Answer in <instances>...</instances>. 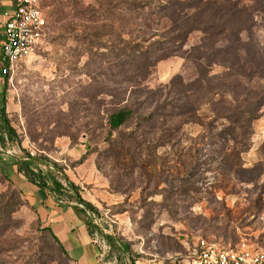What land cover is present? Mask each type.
<instances>
[{
  "label": "rangeland",
  "instance_id": "374dc122",
  "mask_svg": "<svg viewBox=\"0 0 264 264\" xmlns=\"http://www.w3.org/2000/svg\"><path fill=\"white\" fill-rule=\"evenodd\" d=\"M133 1L143 7L116 17L126 5L114 0H40L43 47L0 74L20 143L47 155L60 137L85 138L130 217L117 264L184 254L199 237L264 247V0H205L190 13L196 0ZM199 20L204 31L174 39ZM122 106L132 113L110 131L107 114ZM8 188L0 172V197ZM43 228L25 202L0 218V264H71Z\"/></svg>",
  "mask_w": 264,
  "mask_h": 264
},
{
  "label": "crops",
  "instance_id": "0c3cea01",
  "mask_svg": "<svg viewBox=\"0 0 264 264\" xmlns=\"http://www.w3.org/2000/svg\"><path fill=\"white\" fill-rule=\"evenodd\" d=\"M13 8V0H0V42L2 27ZM47 28L48 25L45 28L46 35ZM45 40L44 36L40 48L43 47ZM27 60L29 59L24 62ZM0 74L2 75L1 71ZM0 95L3 96L2 92ZM20 144L23 148L28 146V142ZM47 156L57 163L60 161L67 163L68 167L65 168L63 173L69 181L79 188L81 198L96 208L95 213L98 216H102L104 212H107L108 215L114 218L115 223L112 224L111 230L103 232L112 237L122 254L127 257L128 244L125 241V233L129 229L130 217L128 211L121 207L124 198L113 191L107 180L98 172L93 155L87 154L85 138L82 136L72 141L70 137H60L54 143V150L48 152ZM0 158L12 186L20 190L25 206L33 212L41 227L50 228L70 257L71 264L118 263L114 246L105 239L103 234L96 231L89 234L86 225L89 217L85 211H81L76 207L74 200H70L65 196L58 197L54 192L42 190L28 182L21 173L17 172L15 156L6 155ZM80 159L81 161H79ZM60 180L65 184L63 179ZM48 183H51V179H48ZM100 218L102 222H105L106 219ZM196 240L192 241L184 254L174 252L158 260L151 259L148 264H187L188 252L194 246ZM139 260L137 258V262Z\"/></svg>",
  "mask_w": 264,
  "mask_h": 264
},
{
  "label": "trees",
  "instance_id": "16d2710c",
  "mask_svg": "<svg viewBox=\"0 0 264 264\" xmlns=\"http://www.w3.org/2000/svg\"><path fill=\"white\" fill-rule=\"evenodd\" d=\"M204 1L205 0H196L193 4L188 5L187 8L189 10V13H190V11H196L198 9H201L203 5L205 6ZM211 1H212V4L214 2L215 3L219 2V0H211ZM122 4L126 5L123 8L124 11L122 10L120 13L117 14L116 17H120L123 15V13L127 14L128 12L141 9L143 7V6H141V4H137L133 0H130L127 2L125 0H114V4L111 5L110 7H118L119 5H122ZM158 9L160 11H164V10L168 9L165 12L166 17H168L172 21H173V19L176 21L175 17H177V13L175 11L171 10L170 5L158 4ZM226 11H227L226 14L228 15V17L232 16L234 13L232 11V9H227ZM194 15L195 14L193 12L190 15L184 14V17L188 18V16L192 17ZM215 19H217V18H215ZM217 21H218L217 26L222 27L221 21H224V19L220 18V20L217 19ZM196 23H198V24H196L195 26H193L191 28H189V27L185 28V27H183V25L181 27L176 26L175 30L177 29L180 32L178 33L177 36L174 37V39L179 40V41H181V40L186 41L187 40V38H186L187 34L191 33L192 31H195V30L204 31V27H205L204 21L199 20ZM226 32H228L229 39H231L232 37L235 38V36H233V32H232L231 28L228 29L227 27H225L223 29V31L219 32V33L226 34ZM230 43L233 44V42H230ZM190 48H191V50L192 49L194 50V48L197 49L198 45H193ZM221 50H219V52ZM189 53H190V51H189ZM7 77H8V74H5L3 77L5 82L7 80ZM2 94H3L2 104L0 106V153H1V149H5L6 147L12 145V143H16L20 146V142H21L20 138H19V134L17 133V130L15 129V127L11 124L10 118L6 112L4 90H3ZM131 113H132L131 109H129L127 107H123V106L118 107V108L108 112L106 120H107V125H108L109 130L111 131V130L117 129L118 127L125 124L126 121L129 119ZM223 117L229 121L231 119V116L229 114H224ZM20 149L24 153V156H18L15 158V163L17 166V172L21 173L28 182L38 186L42 190L52 191L58 197L59 196H65L70 200H74L76 202V207L81 211L86 212V210H90L92 212H96V208L92 204H90L89 202H87L81 198V196L79 194V188L74 183L69 181L64 173H62L59 176V174L55 171L43 169L40 166V163L51 162L57 167L58 170L62 169V166H60L57 162L50 160L46 154H43V152H40L39 154H37L35 156L28 157V152L22 147H20ZM87 154H88V151H87ZM81 159L79 161H81ZM0 172L9 181V188H8L9 194L6 196L1 195V197H0V218L7 219L10 217L11 213L14 212L18 206L23 204L24 200H22V198H21L20 190H18L17 188L12 186V182H11L8 174L3 169V161L1 160V158H0ZM48 179H51V183H48ZM60 179H63L65 181V184H63V182H61ZM80 204L82 206H80ZM88 217L89 218L86 222V225H87V230H88L89 234H93L95 231L102 233L103 236L105 237V239L114 246L113 248L120 251V248L115 244L112 237L109 234L104 233L100 227H98L96 224L93 223L90 216H88ZM43 230L47 231L50 234L51 238L56 243V245L58 246L61 253L68 260H70V257L64 251L59 240L57 239V237L55 235H53L50 228L44 227Z\"/></svg>",
  "mask_w": 264,
  "mask_h": 264
},
{
  "label": "built area",
  "instance_id": "2783aa9c",
  "mask_svg": "<svg viewBox=\"0 0 264 264\" xmlns=\"http://www.w3.org/2000/svg\"><path fill=\"white\" fill-rule=\"evenodd\" d=\"M13 3L14 8L2 27L0 71L3 76L14 72L19 64L38 51L47 25V16L40 6V0H13ZM26 151L28 157L38 153L33 148H28ZM13 156H24V153ZM61 163L62 169L60 170L51 162L40 163V166L61 175L68 167L65 161ZM86 213L104 232L111 230L112 224L115 223L114 218L107 212H104L102 216L90 210H86ZM100 217L106 219L104 225ZM187 264H264V247L247 238H240L232 245H223L199 237L188 252Z\"/></svg>",
  "mask_w": 264,
  "mask_h": 264
}]
</instances>
